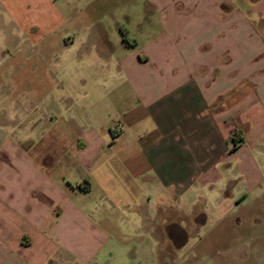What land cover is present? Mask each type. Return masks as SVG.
I'll list each match as a JSON object with an SVG mask.
<instances>
[{"label": "crops", "instance_id": "0c3cea01", "mask_svg": "<svg viewBox=\"0 0 264 264\" xmlns=\"http://www.w3.org/2000/svg\"><path fill=\"white\" fill-rule=\"evenodd\" d=\"M153 4L140 44L74 11L57 41L74 45V151H13L0 264H264V0ZM0 5L19 68L71 26L58 0Z\"/></svg>", "mask_w": 264, "mask_h": 264}, {"label": "rangeland", "instance_id": "374dc122", "mask_svg": "<svg viewBox=\"0 0 264 264\" xmlns=\"http://www.w3.org/2000/svg\"><path fill=\"white\" fill-rule=\"evenodd\" d=\"M153 1L58 0L71 26L48 33L52 44L56 41L53 45L29 47L23 68H19L22 59L16 56L20 48L17 42L23 35L0 5L1 183H6L9 170L19 165L18 159L12 156L13 151L50 150L58 144L63 150L74 151V99L77 98L74 95V45L67 49L57 42L62 35L64 39H74V11L81 12L77 14L78 21L111 23L116 20L128 39H137L140 44L152 34V25L159 22L160 13ZM1 43L8 45L9 51H2ZM11 55L16 58L11 59ZM100 68L97 63H91L80 69L97 72L102 70ZM55 137L60 138L61 143H54ZM253 232L256 233L255 229ZM211 248L214 253L215 246ZM249 256L247 262L252 261L251 254Z\"/></svg>", "mask_w": 264, "mask_h": 264}, {"label": "built area", "instance_id": "2783aa9c", "mask_svg": "<svg viewBox=\"0 0 264 264\" xmlns=\"http://www.w3.org/2000/svg\"><path fill=\"white\" fill-rule=\"evenodd\" d=\"M113 128L116 131L120 130V124L119 123L115 124V126Z\"/></svg>", "mask_w": 264, "mask_h": 264}, {"label": "trees", "instance_id": "16d2710c", "mask_svg": "<svg viewBox=\"0 0 264 264\" xmlns=\"http://www.w3.org/2000/svg\"><path fill=\"white\" fill-rule=\"evenodd\" d=\"M232 139L235 141L234 136L232 137Z\"/></svg>", "mask_w": 264, "mask_h": 264}]
</instances>
